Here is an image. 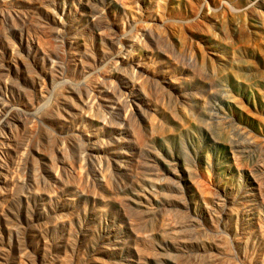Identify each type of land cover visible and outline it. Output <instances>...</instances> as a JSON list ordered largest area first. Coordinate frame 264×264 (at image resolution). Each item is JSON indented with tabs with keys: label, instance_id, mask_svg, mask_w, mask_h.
I'll list each match as a JSON object with an SVG mask.
<instances>
[{
	"label": "rangeland",
	"instance_id": "obj_1",
	"mask_svg": "<svg viewBox=\"0 0 264 264\" xmlns=\"http://www.w3.org/2000/svg\"><path fill=\"white\" fill-rule=\"evenodd\" d=\"M0 264H264V0H0Z\"/></svg>",
	"mask_w": 264,
	"mask_h": 264
}]
</instances>
